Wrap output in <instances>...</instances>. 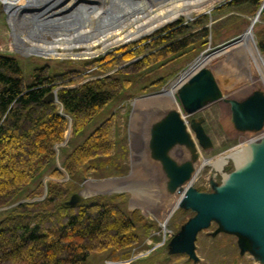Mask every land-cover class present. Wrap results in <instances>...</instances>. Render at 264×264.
Listing matches in <instances>:
<instances>
[{"label":"trees","instance_id":"trees-1","mask_svg":"<svg viewBox=\"0 0 264 264\" xmlns=\"http://www.w3.org/2000/svg\"><path fill=\"white\" fill-rule=\"evenodd\" d=\"M263 3L228 0L211 14L177 20L101 57L78 61L64 72L51 74L50 65L36 67L31 82L21 55L0 52V209L13 205L0 220V264H88L91 255L111 248L131 257V249L141 243L137 226L151 232L155 225L139 209L126 210L125 194L67 203L85 178L123 174L129 148L117 149V112L66 152L61 166L56 145L64 141L71 124L73 135H79L125 90L127 99L135 96L134 89L147 92L149 85H140L152 76L156 78L150 85L167 84L187 67L189 54L208 47L211 31L250 21ZM218 11L225 16H215ZM213 19L216 23L210 26ZM255 32L264 53V26ZM240 33L233 30L230 38ZM54 89L59 102H45Z\"/></svg>","mask_w":264,"mask_h":264},{"label":"water","instance_id":"water-1","mask_svg":"<svg viewBox=\"0 0 264 264\" xmlns=\"http://www.w3.org/2000/svg\"><path fill=\"white\" fill-rule=\"evenodd\" d=\"M128 1L133 4L138 0ZM226 1L228 0H221V3ZM6 2H8V21L12 28L14 43L17 52L22 56L48 55L40 47L21 46V43L25 45L28 42L21 36L22 33L36 44L46 40L45 37L59 34V29L69 31L77 29L82 25L83 17H88L99 9L98 5L85 4V2L94 3L93 0H78L68 9V0H16L14 3L6 0ZM113 5H115L114 2ZM218 6H211L202 14H211ZM263 9L264 3L244 32L219 44L213 50L211 46L207 47L189 67L178 75L172 82L179 83L175 93L177 107H166L155 114L145 115L139 123L140 138L135 143H139L140 149L143 148L148 157L161 166L165 175L163 188L166 194L164 201H161L162 205L169 208L176 202V209L184 208L194 212V215L171 239V252L187 254L195 262L199 260L196 251L199 233L216 222L218 233L236 235L241 250L250 252L264 264V89H256L243 98L234 96L243 90L242 82H247L256 75L257 63L247 58V63L244 60L246 68L240 62L232 64V69L219 67V61L209 64V61L215 59L226 45L243 37L248 29L257 54L264 57L253 30ZM115 11L116 8L111 7L105 11V14L109 15V19H113L116 17ZM182 16L186 17L187 21L196 18L192 16V12L188 16ZM114 21L116 18L113 19ZM128 43H123L121 46ZM203 56V61L200 62ZM43 100L59 102L58 89L51 91ZM222 103L228 104L232 127L238 132L255 135L253 137L255 141L249 143L252 149L248 160L237 162L234 170L224 172L220 183L213 181L212 191H201L193 185V180L203 167V165L200 166L202 154L210 153L215 147V142L206 129V117L198 114L215 104ZM134 111L133 103L130 114V133L137 135L132 127V125L136 127L137 124ZM152 115L156 118H152ZM133 146L135 147V144ZM133 146L130 144L131 149ZM119 178L128 177H110L108 180ZM89 180L93 179L86 178L84 183ZM85 192V189L75 192L67 203L75 205L93 195H87ZM115 192L123 193L124 190H115ZM45 193H47V187ZM112 193V190H106L95 195ZM162 220L164 222L165 215L162 216Z\"/></svg>","mask_w":264,"mask_h":264},{"label":"rangeland","instance_id":"rangeland-1","mask_svg":"<svg viewBox=\"0 0 264 264\" xmlns=\"http://www.w3.org/2000/svg\"><path fill=\"white\" fill-rule=\"evenodd\" d=\"M72 0H68V4H72ZM212 2V3H211ZM221 0H213L209 1L206 4L204 9H193L192 16H198L205 11H207L211 6L219 5ZM8 2L6 0H0V52L9 53L14 55H20L17 52V47L14 43L15 39L12 34V28L8 21V13H7ZM213 12V11H212ZM226 13V12H225ZM225 16L224 11L217 12L215 16ZM256 15L249 16L250 21L240 20L237 21L231 27H227L224 30L210 32L209 36V46H211V50H213L217 45L221 44L223 38H229L230 40V32L235 30L236 33L244 32L252 20ZM181 18L186 19V17L180 16L177 20ZM177 20H173L171 22L166 23L162 27L173 23ZM260 22V23H259ZM216 23L215 20H212V25ZM264 26V17L259 18L257 22V27L254 31L261 29ZM160 27V28H162ZM218 27V26H216ZM158 28L157 30H159ZM155 30V31H157ZM153 31V32H155ZM240 33V34H241ZM239 35V34H238ZM236 35V36H238ZM21 36L28 42L34 44L35 41H30L29 38L26 37L24 33ZM256 37V32H255ZM257 39V37H256ZM131 41L130 43L135 42ZM227 41V40H226ZM258 41V39H257ZM39 43V42H38ZM128 43V44H130ZM37 44V42H36ZM122 44L112 45L106 49H103V45L100 44L95 49H100L97 54L88 55V56H40V55H29L22 56L21 63L25 69L26 76L28 77V81L31 82L34 78L32 77V73L36 67H42L45 65H50L49 72L51 74L61 73L66 71L67 69L73 68L78 65V61H84L87 59H91L94 57H101L106 52L121 47ZM22 46V44H21ZM84 48H76L73 51L76 53L83 52ZM105 50V51H104ZM205 50V49H204ZM203 52V50L197 54H189L188 60L186 62L187 67H189L196 58ZM264 54V53H263ZM72 61V62H69ZM186 67V68H187ZM185 68V69H186ZM185 69L180 71L174 78H172L167 84L157 87L156 84H151L150 82L153 80L151 78H147L142 85H149L148 91L145 93H138L137 89L131 91L135 96L131 99H127L126 93L129 92L125 90L122 95L118 96L114 101H112L104 110L99 112L93 121L89 123L85 129L79 134L74 136L72 128L68 129V134L66 135L64 141L60 144L58 154L59 160L58 165L61 164L62 156L81 144L106 118H108L113 112H117L118 114V122H119V135H118V146L117 149L120 152L123 148L128 147L129 150L127 152V157L123 164V174L111 177H122L126 179H120L122 183L113 184L110 187H100L96 188L95 186L92 193L87 195H92L87 198L95 197L98 192L112 190V194H116L115 190H124L125 194L124 200L127 201L126 210L129 212H133L135 209H139L147 218L150 224H154L155 227L151 230V232H147V230L142 226L138 225L136 228V232L141 237V243L131 249V257H128L125 254V251H114L113 248L102 252L95 253L91 255L88 259V264H262L256 257H254L250 252H243L239 246L238 237L233 234H228L225 232H217L218 224L213 222L211 226L200 232L198 240H197V254L200 257L198 262H189L188 255L184 253H172L170 249V244L168 243L171 239L169 233L168 237L164 244L160 247H156L151 250L148 254V250L151 249L153 245L163 243L164 241V233L165 228L163 227L162 216H164L166 210L168 208L164 207L161 201H164L165 197V175L162 172L161 166L155 161L151 160L147 153L144 152V149H140V144L135 143L140 138L139 135H132L130 133V114L133 110V103L139 97L158 93L161 89H164L171 85V83L178 77L180 73H182ZM174 69H170L169 72H173ZM164 73V72H163ZM139 88V87H138ZM136 92V93H134ZM246 93H238L235 94V97L243 98ZM166 108V107H165ZM141 112V109L138 113ZM152 113H156L158 111H150ZM206 117L205 126L208 132L212 135V138L215 142V147L211 150L210 153L205 155L207 158H212L213 162L217 160L218 157L224 155L227 152H230L231 149L236 146H240L242 141L246 139L244 133L236 131L231 123L230 117L228 113V104H215L206 111L202 112ZM141 115V114H140ZM148 115V114H147ZM134 118H136L134 111ZM144 118V117H143ZM152 118H156V116L152 115ZM136 126H138L136 124ZM133 129L138 134L137 127L135 128L132 125ZM130 144H135V147L130 148ZM204 162V160H203ZM210 162L207 161L205 163ZM237 159L235 157H229L227 164L225 166L226 171H232L236 168ZM147 164V165H145ZM138 167H137V166ZM220 169L222 165H219ZM142 169V174L138 175V169ZM153 168V169H152ZM214 164H207L203 167L202 174L199 179L196 180L195 186L197 188H205L204 177L210 173V171H215ZM150 169V171H149ZM156 169V170H155ZM144 171V172H143ZM149 173H148V172ZM156 172L158 174H156ZM145 173V174H144ZM144 174V175H143ZM151 174V175H150ZM150 175V176H149ZM143 178H142V177ZM148 178H147V177ZM139 177V178H137ZM67 178V177H66ZM49 178L45 177L44 180L47 181ZM94 181L105 182L109 181L108 178H95L90 177ZM116 180V179H114ZM118 180V179H117ZM125 180V182H123ZM132 182V183H131ZM35 183V181L30 185V187ZM128 184V185H127ZM160 184V185H159ZM159 185V186H158ZM82 189L87 190V183H82ZM108 192V191H107ZM99 195H108V194H99ZM25 199V198H23ZM21 199V200H23ZM95 200V199H93ZM11 206V205H10ZM8 207L0 209V220L6 216V212H4ZM165 208V209H164ZM132 210V211H130ZM194 215L192 210H187L184 208H178L174 211V213L169 216L170 218L166 222V230L174 233H177L186 220L191 218ZM141 255H145L142 257Z\"/></svg>","mask_w":264,"mask_h":264},{"label":"bare ground","instance_id":"bare-ground-1","mask_svg":"<svg viewBox=\"0 0 264 264\" xmlns=\"http://www.w3.org/2000/svg\"><path fill=\"white\" fill-rule=\"evenodd\" d=\"M72 1V4L67 5V9L75 5L78 0ZM93 1L95 2H85V4L98 5L99 9L92 12L88 17H83V19L81 20L82 25H80L77 29L70 31L68 29H59V34L57 35L45 37L46 40L40 41L37 44L26 42V44L22 46L29 47L33 45L34 47H40L46 52V54L51 56L64 57L67 55H94L102 50L101 48V50L95 49L100 44L103 45V49L107 50V48L112 45L138 40L139 38L162 27L166 23L177 20L182 15L188 16L193 11V9H204L206 7L205 5L208 4L209 1L213 0H138L133 4H131L128 0ZM113 2L115 3V5H113ZM111 7L116 8V17L113 18H116V21L114 22L113 19H109V15L105 14V11L107 9H110ZM114 24L116 25L113 26ZM250 35L251 34L248 29L243 37H240L226 45L215 57V59L209 61V64L214 61H219L218 66L227 69H232V64H239L240 62L241 64H244V60H246L247 63V58L256 61L258 68V70L256 69V75L250 78L249 81L241 83V87L243 88V90L240 91V93L252 92L256 89H264V57L262 58V56H259L257 54ZM76 48H84L85 50L83 52L76 53L77 51H73ZM203 58L204 56L201 58L200 62L203 61ZM244 65V67L246 68V64ZM242 70L245 72L244 69ZM178 86L179 83L175 82L164 88L163 91L147 96H142L135 100V115L138 125L136 126L137 128H135L137 129V131L140 130L139 123L140 121H142L143 117L147 114H154L150 111H160L165 107H177L175 93ZM140 109L141 112L138 113ZM254 141L255 140L252 139L248 142V144H245L244 142L240 146H236L235 148H233L231 153H225L224 155L218 157V159L214 162L212 158H203L201 160L200 166L212 163L220 169L219 165L223 166V164L226 162V159L232 156L235 157L238 162H245L251 155L252 146L249 145V143ZM209 160L210 162L205 163ZM142 170L143 168H139L138 173L135 174H137V176L141 175ZM156 174L158 173L156 172ZM123 182H125V180H123ZM86 183L87 190L85 193L89 194L92 193L95 186H97L96 188H98V186H104L111 189L107 186L122 183V181H120L119 179H113L105 182L89 180ZM175 206L176 202L170 205L165 214V220L163 223H166V220L169 218V216L174 213V211L176 210Z\"/></svg>","mask_w":264,"mask_h":264},{"label":"built area","instance_id":"built-area-1","mask_svg":"<svg viewBox=\"0 0 264 264\" xmlns=\"http://www.w3.org/2000/svg\"><path fill=\"white\" fill-rule=\"evenodd\" d=\"M253 137H255V136H253ZM216 176H218V172L214 173L213 175H207V176H205V177H204V180H205L204 186H205L206 188H208V189H211V188H212V183H211V181H212L213 179L217 178ZM168 233H169L170 236H172V234H173L172 232H170V231H168V230H165V233H164V241H163V243L166 241V239H167V237H168ZM157 246H158V244H156V245L154 246V248H156Z\"/></svg>","mask_w":264,"mask_h":264},{"label":"crops","instance_id":"crops-1","mask_svg":"<svg viewBox=\"0 0 264 264\" xmlns=\"http://www.w3.org/2000/svg\"><path fill=\"white\" fill-rule=\"evenodd\" d=\"M142 257H144L145 255H141Z\"/></svg>","mask_w":264,"mask_h":264},{"label":"flooded vegetation","instance_id":"flooded-vegetation-1","mask_svg":"<svg viewBox=\"0 0 264 264\" xmlns=\"http://www.w3.org/2000/svg\"><path fill=\"white\" fill-rule=\"evenodd\" d=\"M177 154H179V155H180V153H179V152H177Z\"/></svg>","mask_w":264,"mask_h":264}]
</instances>
